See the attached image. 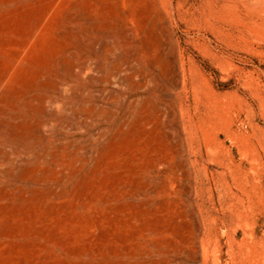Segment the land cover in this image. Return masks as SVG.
<instances>
[{"label":"rangeland","instance_id":"1","mask_svg":"<svg viewBox=\"0 0 264 264\" xmlns=\"http://www.w3.org/2000/svg\"><path fill=\"white\" fill-rule=\"evenodd\" d=\"M0 264H264V0H0Z\"/></svg>","mask_w":264,"mask_h":264}]
</instances>
